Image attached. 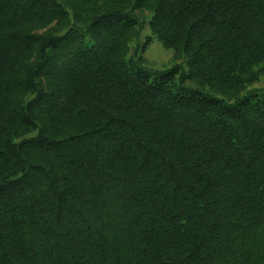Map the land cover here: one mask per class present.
<instances>
[{
  "label": "trees",
  "instance_id": "16d2710c",
  "mask_svg": "<svg viewBox=\"0 0 264 264\" xmlns=\"http://www.w3.org/2000/svg\"><path fill=\"white\" fill-rule=\"evenodd\" d=\"M0 264H264V0H0Z\"/></svg>",
  "mask_w": 264,
  "mask_h": 264
},
{
  "label": "rangeland",
  "instance_id": "374dc122",
  "mask_svg": "<svg viewBox=\"0 0 264 264\" xmlns=\"http://www.w3.org/2000/svg\"><path fill=\"white\" fill-rule=\"evenodd\" d=\"M172 54V50L166 49L159 42L156 41L148 48L145 53V66L153 70H166L172 65Z\"/></svg>",
  "mask_w": 264,
  "mask_h": 264
}]
</instances>
